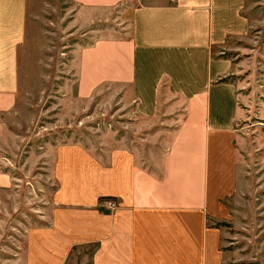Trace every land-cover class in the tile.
I'll return each instance as SVG.
<instances>
[{
	"label": "crops",
	"instance_id": "1",
	"mask_svg": "<svg viewBox=\"0 0 264 264\" xmlns=\"http://www.w3.org/2000/svg\"><path fill=\"white\" fill-rule=\"evenodd\" d=\"M34 2L0 0V138L23 99L21 59ZM136 2L73 0L79 26L135 4L126 10L129 36L103 30L75 48L73 89L77 98L124 90L134 142L111 130L89 144L46 143L57 188L42 225L28 228L26 248L7 264H66L75 245L91 241L89 264L226 262L224 229L209 223L217 203L211 184L224 173L234 186L241 181L246 139L237 125L251 100L227 79L232 60L215 56L213 48L248 33L246 0ZM258 89L263 119L264 74ZM250 153L264 177V132L254 137ZM4 175L0 190L9 185Z\"/></svg>",
	"mask_w": 264,
	"mask_h": 264
},
{
	"label": "rangeland",
	"instance_id": "2",
	"mask_svg": "<svg viewBox=\"0 0 264 264\" xmlns=\"http://www.w3.org/2000/svg\"><path fill=\"white\" fill-rule=\"evenodd\" d=\"M134 6L99 13L90 24L79 26L73 21V0H35L32 4L29 40L21 59L23 99L0 138V174H5L9 184L0 190V261L4 264L26 248V231L42 225L49 196L57 188L44 157L46 143L82 140L89 144L96 141V134L106 136L111 130L125 137L127 144L134 142L128 127L131 119L121 103L124 90L109 95L104 88L85 98L73 95L75 48L101 37L103 30L115 37L129 36L132 20L126 10L130 7L132 12ZM245 13L248 33L213 48L215 56L232 60L234 71L227 79L240 84L242 95L251 100L243 105L248 109L246 119L237 125L246 139L240 185L234 186L232 175L224 178L225 173L211 184L217 203L209 223L224 229L225 264H264V177L256 154L250 153L252 140L264 132L258 89L264 74V0H246ZM94 245L92 241L75 245L66 264H89Z\"/></svg>",
	"mask_w": 264,
	"mask_h": 264
}]
</instances>
